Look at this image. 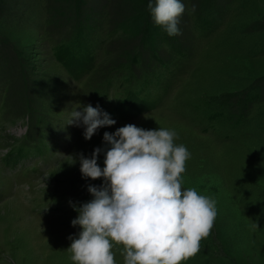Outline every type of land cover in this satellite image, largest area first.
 I'll return each instance as SVG.
<instances>
[{
  "label": "rangeland",
  "instance_id": "374dc122",
  "mask_svg": "<svg viewBox=\"0 0 264 264\" xmlns=\"http://www.w3.org/2000/svg\"><path fill=\"white\" fill-rule=\"evenodd\" d=\"M181 2L169 37L148 0H0V264H74L71 204L103 181L71 156L126 124L174 130L190 152L182 190L216 202L181 264H264V0ZM77 102L116 123L85 140L66 125Z\"/></svg>",
  "mask_w": 264,
  "mask_h": 264
},
{
  "label": "clouds",
  "instance_id": "9594fccd",
  "mask_svg": "<svg viewBox=\"0 0 264 264\" xmlns=\"http://www.w3.org/2000/svg\"><path fill=\"white\" fill-rule=\"evenodd\" d=\"M147 9L169 37L180 35L181 0H148ZM115 123L99 106L77 102L66 125L82 124L83 137L90 140ZM176 138L167 128L126 124L104 132L106 147L94 148L90 158L71 156L72 164L79 160L82 178L103 181L88 186L90 201L79 207L70 202L78 213L71 225L80 228L68 237L74 264H116L114 244L123 245V264H181L200 251L217 215L216 202L193 188L182 190L190 152ZM101 153L103 167L97 163Z\"/></svg>",
  "mask_w": 264,
  "mask_h": 264
},
{
  "label": "trees",
  "instance_id": "16d2710c",
  "mask_svg": "<svg viewBox=\"0 0 264 264\" xmlns=\"http://www.w3.org/2000/svg\"><path fill=\"white\" fill-rule=\"evenodd\" d=\"M136 63H135V61H134V65H135ZM136 66V65H135ZM91 66H90V62H88L87 61V70L90 68ZM142 103H138L137 105H136V107H139V105H141Z\"/></svg>",
  "mask_w": 264,
  "mask_h": 264
},
{
  "label": "bare ground",
  "instance_id": "6f19581e",
  "mask_svg": "<svg viewBox=\"0 0 264 264\" xmlns=\"http://www.w3.org/2000/svg\"><path fill=\"white\" fill-rule=\"evenodd\" d=\"M65 200H66V198H65Z\"/></svg>",
  "mask_w": 264,
  "mask_h": 264
}]
</instances>
